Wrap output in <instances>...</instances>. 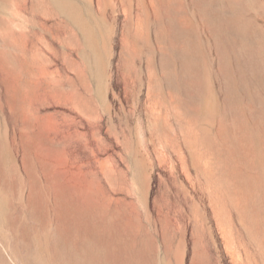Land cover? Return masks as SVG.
<instances>
[{"label": "rangeland", "instance_id": "obj_1", "mask_svg": "<svg viewBox=\"0 0 264 264\" xmlns=\"http://www.w3.org/2000/svg\"><path fill=\"white\" fill-rule=\"evenodd\" d=\"M0 264H264V0H0Z\"/></svg>", "mask_w": 264, "mask_h": 264}, {"label": "bare ground", "instance_id": "obj_2", "mask_svg": "<svg viewBox=\"0 0 264 264\" xmlns=\"http://www.w3.org/2000/svg\"><path fill=\"white\" fill-rule=\"evenodd\" d=\"M67 210V209H66ZM80 210V209H79ZM69 212V211H68ZM84 212V211H83ZM67 214V213H66ZM75 214H77V212L75 213V211L74 212H72V215H75ZM73 220V219H72ZM59 221V220H58ZM91 236V235H90Z\"/></svg>", "mask_w": 264, "mask_h": 264}]
</instances>
